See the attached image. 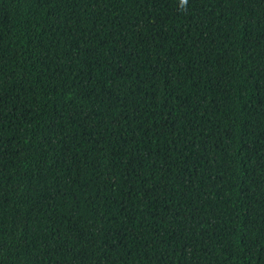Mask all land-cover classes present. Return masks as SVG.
<instances>
[{
  "label": "trees",
  "instance_id": "obj_1",
  "mask_svg": "<svg viewBox=\"0 0 264 264\" xmlns=\"http://www.w3.org/2000/svg\"><path fill=\"white\" fill-rule=\"evenodd\" d=\"M0 264H264V0H0Z\"/></svg>",
  "mask_w": 264,
  "mask_h": 264
},
{
  "label": "clouds",
  "instance_id": "obj_2",
  "mask_svg": "<svg viewBox=\"0 0 264 264\" xmlns=\"http://www.w3.org/2000/svg\"><path fill=\"white\" fill-rule=\"evenodd\" d=\"M185 4L187 3V0H184Z\"/></svg>",
  "mask_w": 264,
  "mask_h": 264
}]
</instances>
